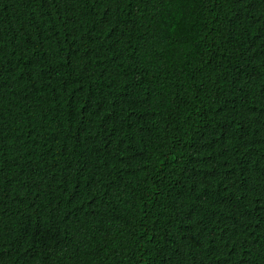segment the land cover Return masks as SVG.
Here are the masks:
<instances>
[{
	"label": "trees",
	"instance_id": "16d2710c",
	"mask_svg": "<svg viewBox=\"0 0 264 264\" xmlns=\"http://www.w3.org/2000/svg\"><path fill=\"white\" fill-rule=\"evenodd\" d=\"M0 264H264V0H0Z\"/></svg>",
	"mask_w": 264,
	"mask_h": 264
}]
</instances>
